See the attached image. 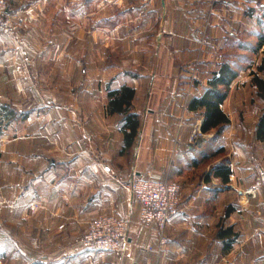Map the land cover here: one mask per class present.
Segmentation results:
<instances>
[{"label": "crops", "instance_id": "obj_1", "mask_svg": "<svg viewBox=\"0 0 264 264\" xmlns=\"http://www.w3.org/2000/svg\"><path fill=\"white\" fill-rule=\"evenodd\" d=\"M96 2L76 7L98 16L73 34L68 0H6L18 24L0 34V264H264V0ZM241 57L228 123L189 140L202 121L189 100ZM122 88L118 111L108 93ZM134 174L180 186L162 232L139 218ZM99 214L127 221L121 255L76 243Z\"/></svg>", "mask_w": 264, "mask_h": 264}, {"label": "built area", "instance_id": "obj_2", "mask_svg": "<svg viewBox=\"0 0 264 264\" xmlns=\"http://www.w3.org/2000/svg\"><path fill=\"white\" fill-rule=\"evenodd\" d=\"M6 10V0H0V32H10L17 23V18L7 15ZM191 78H194L193 74ZM199 137H202V132L199 123H195L191 126L189 140H196ZM258 184L242 191L241 198L244 202L255 197ZM126 190L139 205L140 220L154 224L162 232L176 213L181 194L179 184L167 179L140 177L134 174L126 184ZM160 239L163 243L164 238ZM128 240V224L125 219L99 214L87 222L85 232L76 243L95 252H112L121 255Z\"/></svg>", "mask_w": 264, "mask_h": 264}, {"label": "trees", "instance_id": "obj_3", "mask_svg": "<svg viewBox=\"0 0 264 264\" xmlns=\"http://www.w3.org/2000/svg\"><path fill=\"white\" fill-rule=\"evenodd\" d=\"M261 46L259 43L257 47ZM244 47V46H242ZM235 50H232L233 53ZM236 53V52H235ZM233 53V54H235ZM264 53V52H263ZM225 57V55H224ZM237 61V60H235ZM238 62V63H237ZM236 64L230 63L226 60L223 62L216 73L212 76V78L208 81L207 87L202 93L201 96H194L188 102V109L197 110L201 109L202 121L200 124V131L202 133H208L210 130L215 131V134L218 135L222 132L226 124L228 123V118L226 115L220 110L219 105L222 103L227 88L236 76V69L239 68L244 63V60L239 58ZM239 66V67H238ZM258 70L264 69V58L261 63L257 67ZM254 82L258 85V87L264 89V82L259 79L257 76H254ZM195 82V81H194ZM264 94V90H262ZM110 98L109 103L112 105V109H116L118 111L121 110V106L125 104L126 106L129 104V100L133 95L132 89L122 88L120 92H110L108 93ZM130 118H133L134 121L130 124V131L127 134L126 140L129 142L134 137L136 133L137 121L135 115H129ZM134 123V124H133ZM258 135H264V110L258 121Z\"/></svg>", "mask_w": 264, "mask_h": 264}, {"label": "rangeland", "instance_id": "obj_4", "mask_svg": "<svg viewBox=\"0 0 264 264\" xmlns=\"http://www.w3.org/2000/svg\"><path fill=\"white\" fill-rule=\"evenodd\" d=\"M105 1L106 0H100V3H105ZM81 2H82V0H70V1L68 0V4H71L72 9L74 11H73V13L71 15H70V13L67 12L65 14V19L67 20V22H70V24H71L70 27L72 28L73 34L76 33V31L78 30L77 28L80 27V24L82 23L83 19H87L89 21V24L91 25L89 27H92V25L96 23V19H97V16H98V13H96L95 10L93 9L95 7L94 4L97 3L96 0H91V5H93L94 7L93 6H92L93 8L90 7V11L87 12V13L85 12L84 14L83 13L81 14L79 9L76 8V7H79L81 5ZM62 3H63V0H62ZM17 24L18 23H16V25L14 26V28L11 29L10 32H0V34L12 33L16 29ZM1 203L2 202H0V207H1Z\"/></svg>", "mask_w": 264, "mask_h": 264}]
</instances>
